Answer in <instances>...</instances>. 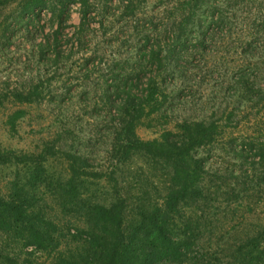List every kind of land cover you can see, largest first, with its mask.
<instances>
[{
  "label": "trees",
  "instance_id": "trees-1",
  "mask_svg": "<svg viewBox=\"0 0 264 264\" xmlns=\"http://www.w3.org/2000/svg\"><path fill=\"white\" fill-rule=\"evenodd\" d=\"M256 1L0 0L2 51L6 54L21 37L36 66L52 73L48 81L56 77L57 68L67 69L59 76L61 94L39 78L13 97L29 104L45 99L58 118L67 94L79 104L91 103L90 117L111 122L103 124L111 128L107 150L111 158L120 154L124 159L128 152L141 151L171 161L182 153L186 159L176 160L183 162L182 172L192 169L190 162L199 148L213 150L219 145L224 157L235 164L215 161L212 165L209 156L203 162L204 167L210 165L208 175L219 178L230 172L238 178L240 172L262 185L264 176L254 171L264 168V86L260 84L264 80V6L262 0ZM74 10L79 15L76 24L70 21ZM75 54H79L78 63L68 67ZM235 54L243 62L231 66ZM101 55H108L110 61L102 62ZM216 72L223 76L219 88L223 92L210 114L202 109L199 116L177 121L176 131L161 128L156 138L139 137L137 127L143 119L160 122L186 105H195L187 97ZM95 74L93 83L90 78ZM212 96L218 97L214 92ZM201 101L199 108L204 107L205 100ZM242 122L250 130L241 137L226 138V127L239 128ZM67 125L64 121L63 127ZM56 147L54 153L48 148L37 159L41 179L31 175L30 182L0 191V264H218L200 247L198 224L179 227L176 223L185 198L177 178L163 202L141 197L140 220L130 226L120 192L109 194L95 183L86 185L84 178L95 176L86 172L91 165L81 160L80 148L63 152L67 174L49 173L42 164L48 155L60 152ZM15 158L19 160L13 154ZM23 161L29 158L18 162ZM45 185L49 188L41 190ZM210 185L205 192L216 202L219 188ZM198 194L192 195L201 198ZM194 249L198 256L191 254Z\"/></svg>",
  "mask_w": 264,
  "mask_h": 264
},
{
  "label": "rangeland",
  "instance_id": "rangeland-1",
  "mask_svg": "<svg viewBox=\"0 0 264 264\" xmlns=\"http://www.w3.org/2000/svg\"><path fill=\"white\" fill-rule=\"evenodd\" d=\"M260 1L256 2L259 4ZM261 3L264 6V0ZM70 21L74 24L78 23L79 15L76 10L71 13ZM95 41L96 39L93 41L94 44ZM1 46L2 44H0L1 192L6 193L16 185L30 182L31 175H38L41 179V172L37 168V159H40L41 155L45 156L43 151L48 148H52L51 151L54 153L58 146L60 152L48 155L42 165L47 167L50 174H67V163L63 152H74L80 148L81 160L91 165L90 168L85 169L86 172L95 176L84 178L86 185L88 182L95 183L109 194L115 191L120 192L128 206L125 213L127 225L131 226L139 222L138 210L143 199L141 197L154 200L156 204L163 202L170 187L176 186L174 178H177L180 184L179 189L180 187L184 188L180 193L185 197L180 204L179 216L176 218L179 227L190 222H193V225L198 224L201 228L200 235L198 234L200 247L209 252L218 261V264H264V184L257 185L250 182L251 178L249 177L251 176L247 178L243 174L240 175V172L238 178H234L230 172L222 173L225 178L208 175L207 169L210 165L207 164L204 167L203 162L209 156V160H214L212 165L216 164L215 161L217 163L227 162L228 165L235 164L234 160L224 157V153L220 151L221 146L216 145L213 150H208L207 146L199 148L194 160L190 162V164L194 163L192 169L182 172L180 167L183 162L176 163L177 158L179 160L186 159L182 153L171 161L141 151L128 152L124 159L120 157V154H117L115 159L111 158L107 154V150L110 148L108 133L111 128L103 125L111 122L102 123V121L98 122L90 117L88 111L94 109L91 103L89 106L79 104L77 98H72V95L67 94L68 96L61 100V105L65 106V109L62 114L59 113L58 118L52 112V105L45 99L29 104L13 97V94H17V91L20 92V89L35 85L39 78L45 80L46 85L50 84L54 92L61 94L63 83L59 76L67 69L57 68L56 77L48 81L47 78H50L52 73L43 72L36 66L35 62L26 54L28 44L21 37L15 39L6 54L2 51ZM78 57L79 54H75L68 62V67L78 63ZM102 58H104L102 62L110 59L108 55L102 56ZM231 58H233L231 66H238L243 62L239 54H235ZM108 61L110 60L106 62ZM245 73L250 76L253 73L260 74V72ZM95 77H97L96 74L90 78V81L93 83L97 81ZM207 77L204 79L206 81L202 80L200 83V89L187 97L193 100L195 105H186L182 107V111L177 110L174 114H169L168 119H161L160 122H156V118L155 120L143 119L142 124L137 127L139 137L143 140L156 138L159 136L161 128L176 131L175 123L177 121L186 117L199 116L202 109L210 114L214 107L221 102V92L223 91L219 88L223 86L222 79H220L223 76L216 72L213 77ZM262 81L260 84L264 86V80ZM73 82L80 84L75 80ZM229 82L227 81L228 84ZM91 84L88 82L87 86L91 87ZM213 92L215 97L218 96L217 99L213 98ZM73 94L75 95V93ZM201 100H205L204 107L199 108L197 103L202 102ZM98 109L103 114L106 113L103 108L98 107ZM64 121L67 124L69 122V125L63 127ZM249 130L250 128L242 122L239 128L226 127L225 135L226 138H238ZM13 154L19 156V160L26 156L29 161L18 162V158L12 160ZM250 158L259 159L252 156ZM261 167L254 172L263 178L264 168ZM110 171L112 173H109ZM98 174L109 175V178L112 179L111 183L106 181L109 178L99 179ZM210 183L219 188L220 195L216 202L211 199L214 196L205 192V189L211 186ZM42 187L43 191L49 188L48 186L46 188V185L45 188ZM192 190L193 193L197 191L202 197L195 198L193 193L190 194ZM49 204L51 206V201ZM183 229L185 228L183 227ZM192 253L196 256L199 254L195 249L192 250Z\"/></svg>",
  "mask_w": 264,
  "mask_h": 264
}]
</instances>
